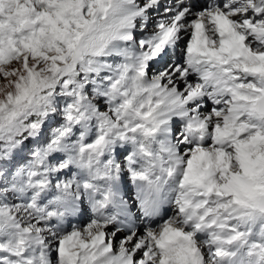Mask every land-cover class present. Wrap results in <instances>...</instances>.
<instances>
[{"label":"snow or ice","instance_id":"1","mask_svg":"<svg viewBox=\"0 0 264 264\" xmlns=\"http://www.w3.org/2000/svg\"><path fill=\"white\" fill-rule=\"evenodd\" d=\"M0 264H264V0H0Z\"/></svg>","mask_w":264,"mask_h":264},{"label":"bare ground","instance_id":"2","mask_svg":"<svg viewBox=\"0 0 264 264\" xmlns=\"http://www.w3.org/2000/svg\"><path fill=\"white\" fill-rule=\"evenodd\" d=\"M161 65H157L156 67H160Z\"/></svg>","mask_w":264,"mask_h":264},{"label":"rangeland","instance_id":"3","mask_svg":"<svg viewBox=\"0 0 264 264\" xmlns=\"http://www.w3.org/2000/svg\"><path fill=\"white\" fill-rule=\"evenodd\" d=\"M118 238H122V237H118Z\"/></svg>","mask_w":264,"mask_h":264}]
</instances>
